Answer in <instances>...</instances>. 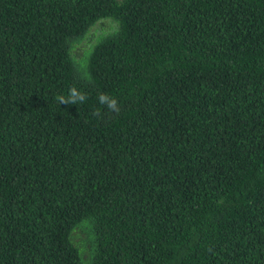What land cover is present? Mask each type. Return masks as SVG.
Listing matches in <instances>:
<instances>
[{"label": "trees", "instance_id": "obj_1", "mask_svg": "<svg viewBox=\"0 0 264 264\" xmlns=\"http://www.w3.org/2000/svg\"><path fill=\"white\" fill-rule=\"evenodd\" d=\"M0 264H264V0H0Z\"/></svg>", "mask_w": 264, "mask_h": 264}, {"label": "clouds", "instance_id": "obj_2", "mask_svg": "<svg viewBox=\"0 0 264 264\" xmlns=\"http://www.w3.org/2000/svg\"><path fill=\"white\" fill-rule=\"evenodd\" d=\"M88 99V96L85 92L80 91L77 89L76 86H72L69 91H68V95L67 97L61 95L57 98V102L61 105V104H81L84 103L86 100ZM98 102L102 105H106L107 108L114 113L119 114L120 112V106L118 104V101L113 98L110 97L109 95L105 94V93H100L97 96ZM93 115H97L99 116L100 113L94 112Z\"/></svg>", "mask_w": 264, "mask_h": 264}]
</instances>
